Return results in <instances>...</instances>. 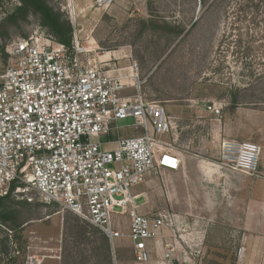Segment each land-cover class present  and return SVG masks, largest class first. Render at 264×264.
<instances>
[{
    "label": "rangeland",
    "instance_id": "374dc122",
    "mask_svg": "<svg viewBox=\"0 0 264 264\" xmlns=\"http://www.w3.org/2000/svg\"><path fill=\"white\" fill-rule=\"evenodd\" d=\"M45 2L70 22L73 38L89 50L90 61L103 57L102 63L122 75L137 63L144 99L163 106L171 120L165 140L180 153L179 170H158L131 189L139 196L134 201L139 214L168 216L159 239L146 241L145 264L163 262L168 253L162 242L171 244L170 254L175 256L186 251L195 264H234L237 249L244 246L238 264H247L254 243L242 240L245 202L261 199L264 176L260 181L228 173L217 159L223 140L250 141L261 147L264 168V59L253 65L249 76L230 52L226 59L218 58L216 49L225 28L221 11L212 7L203 13L198 0H110L100 6L96 0ZM18 5L16 0L0 4V76L10 41L46 32L32 13L25 20L7 21ZM235 86L240 88V104L231 107ZM223 101L227 107L220 117L200 108L203 102ZM132 123L119 122L128 127L120 132L121 138L132 137ZM4 205L15 210L14 221L22 229L14 240L2 227L10 236L7 248L16 263L8 257L0 264H104L94 257L102 234L76 215L44 205L29 192L12 195ZM129 210L112 217L123 236L114 242L117 264H139L133 261L127 238ZM2 238L0 231V252Z\"/></svg>",
    "mask_w": 264,
    "mask_h": 264
},
{
    "label": "built area",
    "instance_id": "2783aa9c",
    "mask_svg": "<svg viewBox=\"0 0 264 264\" xmlns=\"http://www.w3.org/2000/svg\"><path fill=\"white\" fill-rule=\"evenodd\" d=\"M105 2L110 0H96L99 6ZM4 53L0 197L14 184L12 195L29 192L44 205L76 215L106 237L112 264H117L114 242L123 237L112 217L130 207L127 238L133 261L147 263L146 241L160 237L168 216L139 214L134 206L139 196L131 189L158 170H179L181 159L165 140L171 130L165 108L143 97L137 63L122 75L108 64L90 61L76 37L66 47L46 32L12 40ZM226 107L224 101L200 106L213 117ZM128 120L133 135L121 138L128 127L119 122ZM260 157L256 143L223 140L217 162L229 172L256 178ZM162 246L168 254L161 264H195L186 251L175 256L171 244ZM243 253L240 246L234 264Z\"/></svg>",
    "mask_w": 264,
    "mask_h": 264
},
{
    "label": "trees",
    "instance_id": "16d2710c",
    "mask_svg": "<svg viewBox=\"0 0 264 264\" xmlns=\"http://www.w3.org/2000/svg\"><path fill=\"white\" fill-rule=\"evenodd\" d=\"M2 1L0 0V4ZM16 1L19 5L7 16V21L15 23L25 20L30 13L35 14L39 17L40 26L49 35L54 37L59 44L66 47L70 46L73 38L72 26L70 22L63 18L60 12H55L47 5L45 0ZM198 1L200 7L203 9V13L212 7H216L221 11V16L224 20L223 27L225 28L216 49L217 57L226 59L227 54L230 52V56L236 61H240L244 65V69L246 68L248 75L252 76L254 71L253 65L259 59H264V52L259 50L264 48V0ZM3 55L5 57L4 52ZM234 89L236 93H233L234 97L230 102L231 107H237L240 104L237 98V90L240 88L235 86ZM15 187L16 185L12 184L7 195L0 197V231L3 233L1 240L3 249L0 252V263L8 257L16 263V260L11 258L8 252L7 244L10 238L8 232H11V238L17 240V232L22 228L14 221L15 210L12 207L4 205L12 197ZM2 227H6L8 232L2 230ZM99 239L101 247L94 249L97 252L94 257L101 263L112 264L106 237L102 234Z\"/></svg>",
    "mask_w": 264,
    "mask_h": 264
},
{
    "label": "crops",
    "instance_id": "0c3cea01",
    "mask_svg": "<svg viewBox=\"0 0 264 264\" xmlns=\"http://www.w3.org/2000/svg\"><path fill=\"white\" fill-rule=\"evenodd\" d=\"M100 62H102L98 58ZM106 59V58H105ZM105 61V60H103ZM219 152V148H218ZM181 157V156H180ZM181 159V158H180ZM227 171V170H225ZM228 173H232L229 172ZM262 176H264V168L259 167V174L256 179L263 180ZM262 191L263 196L261 199H250L245 202V221H244V233L242 235V240L245 242H252V251L253 254L251 256V260L247 262V264H264V181L262 182ZM159 239V238H158ZM244 247V246H242ZM245 247L244 253L241 259L244 258L245 255ZM254 260V261H253ZM252 261L254 263H252Z\"/></svg>",
    "mask_w": 264,
    "mask_h": 264
},
{
    "label": "bare ground",
    "instance_id": "6f19581e",
    "mask_svg": "<svg viewBox=\"0 0 264 264\" xmlns=\"http://www.w3.org/2000/svg\"><path fill=\"white\" fill-rule=\"evenodd\" d=\"M86 51H89V50H86Z\"/></svg>",
    "mask_w": 264,
    "mask_h": 264
}]
</instances>
